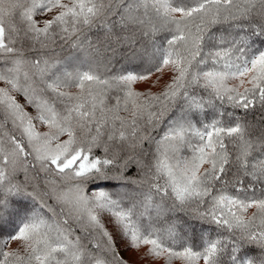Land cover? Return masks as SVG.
Instances as JSON below:
<instances>
[{
  "label": "snow or ice",
  "instance_id": "snow-or-ice-1",
  "mask_svg": "<svg viewBox=\"0 0 264 264\" xmlns=\"http://www.w3.org/2000/svg\"><path fill=\"white\" fill-rule=\"evenodd\" d=\"M119 48L140 71L106 75ZM0 81V264H129L116 235L166 264H264V126L236 116L264 109V0H0ZM174 212L221 234L177 250Z\"/></svg>",
  "mask_w": 264,
  "mask_h": 264
},
{
  "label": "trees",
  "instance_id": "trees-1",
  "mask_svg": "<svg viewBox=\"0 0 264 264\" xmlns=\"http://www.w3.org/2000/svg\"><path fill=\"white\" fill-rule=\"evenodd\" d=\"M65 2H67V0H65ZM54 14L55 12L48 13L44 16L38 15L36 19L38 21H42L44 19H50ZM40 26H42V23L40 24ZM86 35L94 43L99 44V46L103 49L105 43V33L101 29L93 28L91 31H88ZM165 35H167V33H162L157 35L156 40L162 42ZM140 44H143L145 47L150 48V45L148 44L146 39H141L137 47H139ZM112 46L115 47V44H113ZM55 51L58 54V58L60 60H65V61L66 58L71 57L75 52V50L70 48L68 45H65L63 49L57 46ZM126 51H128L126 48L118 49L117 54L112 59V63L110 65L111 71L106 73V75H114L125 69L136 70V71L141 70L142 62L140 60L129 62L127 58L123 55ZM108 55L111 54L109 53ZM170 75L171 74L169 72V69L166 68L161 73H155L151 77V80L147 85L142 86L140 85L142 82H138L134 86L135 90L139 92H145L151 90L153 93H158L169 82ZM4 87H7V85L3 81H0V88H4ZM72 91L76 92L77 89L73 88ZM12 95L15 96L22 105H24L25 110L32 117H35L37 115L35 109L28 106L25 98L20 93L13 92ZM108 102L112 103V101H108ZM236 116L243 117L248 124L254 126L256 129H259L261 126H264V109L260 108L259 106L256 109L250 110L246 115L240 111H237ZM33 122L36 124L38 131L40 132L49 131V128L46 125L41 124L39 121L34 120ZM160 131H163V126L161 127ZM61 139H67V137L66 136L61 137ZM97 154H100L99 151ZM22 175L23 174H21L20 178H22ZM32 175H35V173H32ZM127 175H129L132 178H137L138 173L135 166H132V168L127 173ZM41 179H42V174L39 178H37L36 182L39 183ZM90 187H95V186H90ZM99 187L105 188L109 191H131L132 186L129 185L127 187H121L116 182H110V183H99ZM254 211L255 209H249L246 215L250 217ZM171 222H176L177 232L179 233L175 245H172L177 250H180L185 244L191 245L194 250H200V248L202 247V240H201L202 236H204L206 239H214L221 234L217 232L215 226L201 224L198 221L192 220L189 216L183 213H175V212L171 213L169 216L162 218L159 221L158 226L166 227L168 223ZM13 229H14V225L5 227L4 229L0 230V238L6 237L9 232L13 231ZM77 234H79V232H77ZM145 247H147V245H145ZM5 251H9V252L15 251L18 252L20 255H25L24 242L10 241L7 247L5 248ZM171 264H185V262L179 259H174L171 262ZM199 264H203V260L199 261Z\"/></svg>",
  "mask_w": 264,
  "mask_h": 264
},
{
  "label": "rangeland",
  "instance_id": "rangeland-1",
  "mask_svg": "<svg viewBox=\"0 0 264 264\" xmlns=\"http://www.w3.org/2000/svg\"><path fill=\"white\" fill-rule=\"evenodd\" d=\"M149 82H142L140 85L144 86L147 85ZM110 231L114 232V229L112 228L111 224L107 225ZM115 235V232H114ZM116 243L117 247L120 249L121 255L124 257L126 261L129 262V264H165L166 258H155L149 255V248L142 246L139 250H132L125 252L123 250V242L120 240L119 236L116 235Z\"/></svg>",
  "mask_w": 264,
  "mask_h": 264
}]
</instances>
